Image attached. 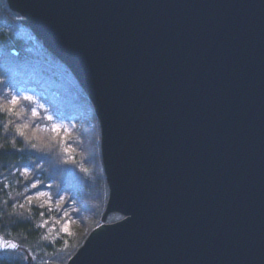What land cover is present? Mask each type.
Returning a JSON list of instances; mask_svg holds the SVG:
<instances>
[{
  "label": "water",
  "instance_id": "obj_1",
  "mask_svg": "<svg viewBox=\"0 0 264 264\" xmlns=\"http://www.w3.org/2000/svg\"><path fill=\"white\" fill-rule=\"evenodd\" d=\"M5 2L99 126L107 199L65 264H264V0Z\"/></svg>",
  "mask_w": 264,
  "mask_h": 264
},
{
  "label": "trees",
  "instance_id": "obj_2",
  "mask_svg": "<svg viewBox=\"0 0 264 264\" xmlns=\"http://www.w3.org/2000/svg\"><path fill=\"white\" fill-rule=\"evenodd\" d=\"M19 20L5 0H0V80L8 85L3 91L11 97L20 88L34 89L55 115L75 117L79 123L64 140L47 129L49 121L43 111L36 118L31 116L33 104L22 102L24 111L19 117L15 112L0 113V235L19 245L16 252L0 253V264H21L19 257L24 255L34 258L32 264H65L99 225L107 199L99 127L89 99L69 70L21 27ZM4 103L0 99V104ZM23 124L28 125L23 129L25 136L18 137L16 127ZM24 168L29 169L27 176ZM35 182L38 187L32 188ZM40 190L49 191L51 206L37 199ZM59 193L63 200L58 205ZM69 201L75 208L70 218L74 219V233L59 238L56 222L64 220L63 208ZM121 218L113 213L107 222Z\"/></svg>",
  "mask_w": 264,
  "mask_h": 264
},
{
  "label": "snow or ice",
  "instance_id": "obj_3",
  "mask_svg": "<svg viewBox=\"0 0 264 264\" xmlns=\"http://www.w3.org/2000/svg\"><path fill=\"white\" fill-rule=\"evenodd\" d=\"M4 87H8V85L5 83V81L0 80V99H3L5 101L4 104H0V113H6V114H13L15 112V115L17 117H19L21 115V113L24 111L22 102L26 103V104H34L37 105V107H33L31 109V116L33 118L38 117L39 113H38V109H43V105H39L37 103V101L30 95H26L23 93H14L11 97L8 96V93L3 91ZM19 108V111H16V109ZM48 121H52L53 117L52 116H47L45 117ZM9 123H11V121H8ZM7 127V125H5V128ZM28 125L27 124H23L20 126L16 127V135L18 137H24L25 133H24V128H27ZM63 129L62 125H53L51 128V131L53 132H59L60 130ZM65 131H67L66 129H63ZM33 148L36 147L35 144L32 145ZM67 162V161H66ZM83 171L87 172V169H83ZM25 176H27V172L25 171L23 173ZM32 188H37L38 185L36 183H33L31 185ZM27 191V188H26ZM40 195H44V193H41ZM39 197H37L38 199ZM31 197H28V202L29 204H31ZM20 208H24V204H20L19 205ZM41 207H43V205H41ZM41 215H43V213H41ZM39 227L43 228L44 225L41 224L39 225ZM62 231L64 233H68L69 232V224L65 223L63 226ZM19 247V245H17L16 243H12L10 241L7 240H3L0 241V251H7L9 249L15 251L17 248ZM21 264H32L33 262V257L31 255H24L23 257H19Z\"/></svg>",
  "mask_w": 264,
  "mask_h": 264
},
{
  "label": "rangeland",
  "instance_id": "obj_4",
  "mask_svg": "<svg viewBox=\"0 0 264 264\" xmlns=\"http://www.w3.org/2000/svg\"><path fill=\"white\" fill-rule=\"evenodd\" d=\"M16 93H23V94H26V95H30L37 101V103L39 105H43V109H38V113L43 111V114L45 115V117H47L49 115L53 117V120L48 122L47 129L51 131V128H52L53 125H62L63 129L67 130V131H65V130L62 129L59 132H53L52 131L55 135H59L61 139L65 140L70 135V133H72L74 130L77 129L78 123H79V120L77 118H75V117L62 118L61 116L55 115L54 111L51 109V107L43 100V97L41 96V94L37 93L34 89H27V88H22L21 89L20 88V89L17 90ZM33 107H37V105L33 104ZM98 143H99V139H98ZM69 146H71V143L69 144ZM99 151H100V148H99ZM67 152H70L69 148H68ZM25 171L28 173L29 169H25L24 168V172ZM41 193H44V195H40ZM35 196L39 197L38 199L42 200L43 204H48L50 206L52 205L51 196H50L48 190H40L39 192H37L35 194ZM62 197H63L62 193H59L57 201H56V203L58 205L62 203V200H63ZM55 207L57 208V206H55ZM74 209L75 208L73 206V202L72 201H69L68 202V206L63 208L62 217H63L64 220H62V221L61 220H57V222H56L57 224H59V228H60V234L58 235L59 238H63V235L64 236H71L74 233V230L71 227V222H73L74 219L73 218L70 219L71 217H73L72 212H73ZM52 210H54V209L52 208ZM65 223L69 224V232L67 234L62 231L63 226H64Z\"/></svg>",
  "mask_w": 264,
  "mask_h": 264
}]
</instances>
